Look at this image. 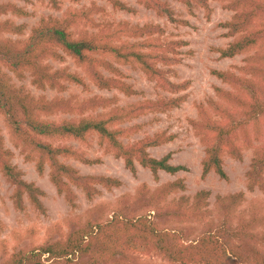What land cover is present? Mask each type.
I'll return each mask as SVG.
<instances>
[{
  "label": "trees",
  "instance_id": "16d2710c",
  "mask_svg": "<svg viewBox=\"0 0 264 264\" xmlns=\"http://www.w3.org/2000/svg\"><path fill=\"white\" fill-rule=\"evenodd\" d=\"M106 1L113 7H123L120 0ZM136 1L171 22L186 24L185 20L175 17L164 0ZM176 1L184 5L195 2L205 8L207 15L210 13L206 0ZM219 1L233 11L231 19L224 23L225 36L232 40L216 50L222 57L248 55L244 64L237 67L238 73L228 69L213 71L228 88L215 87L216 98L207 105H198V118L191 120V126L203 145L202 174L214 171L225 177L223 156L241 159L243 148L252 145L264 124V0ZM100 10V6L92 3L68 8L59 17L42 16L24 39L2 35L22 34L24 25L0 22V115L25 157L35 162L39 172L44 166L48 167L49 180L68 203L75 200L72 186L92 198L100 193L99 187L110 190L122 183L117 177L81 174L66 164L63 158L85 164L98 161L67 144L69 140L86 144L94 136L105 152L123 160L126 169L135 172L137 163L150 170L154 179H158L159 171L174 174L184 168L170 163L169 153L155 157L148 151L172 141L173 133L158 131L135 140L131 138L141 128L134 119L147 113L166 112L184 101L185 95L145 98L119 105L115 96H91L81 100L35 97L24 86L11 82L10 74L17 79L28 75L36 88L63 91L66 83L84 86L88 79L99 89L117 90L130 96L135 90L118 67L128 65L138 68L163 90L173 93L189 86L188 80L169 81L162 68L180 61L174 54L185 41L162 39L165 29L157 23L131 24L123 20L100 25L95 19ZM7 13L29 15L21 6L0 2V15ZM63 56L70 57L84 74L67 67L54 68L48 62L63 59ZM58 113L73 116L60 120L47 118ZM0 172L13 186L11 198L15 208L23 209L24 197H27L36 209L44 211L39 199L42 191L23 180L11 164L1 134ZM247 179L249 188L264 186V143L254 151ZM183 187L179 178L159 184L152 191L142 184L135 196L138 202L144 203L148 213H136L135 203H127L105 220L88 219L82 224L75 221V226L69 227L60 239L44 242L28 251L5 252L0 264H55L60 259L63 264H127L137 251L155 254L163 260L162 264H264V247L251 231L252 223L232 224L233 210L241 199V192L217 196L221 218L214 225L207 209L209 191L199 190L190 199L167 200L169 194ZM162 216L179 222L206 221V227L189 238V233L193 232L169 229L154 220Z\"/></svg>",
  "mask_w": 264,
  "mask_h": 264
},
{
  "label": "rangeland",
  "instance_id": "374dc122",
  "mask_svg": "<svg viewBox=\"0 0 264 264\" xmlns=\"http://www.w3.org/2000/svg\"><path fill=\"white\" fill-rule=\"evenodd\" d=\"M122 8L113 7L106 0H0L12 2L23 7L29 15L16 16L14 14L0 15V22L9 21L14 25H24L23 33H3L12 39H24L30 29L42 16L59 17L68 8H80L92 3L101 7L95 19L100 25H108L118 21L127 20L131 24L146 22L157 23L165 29L162 39L183 40L186 42L178 49L174 57L179 62L163 65L166 77L173 83L188 80L189 86L185 90L169 92L158 87L155 82L148 80L145 75L135 67L118 65L119 70L135 90L134 95H124L117 90H102L97 88L88 79L85 85L66 83L63 91L54 89H39L30 83L27 75L24 79H17L11 75V82L15 86H24L33 96L44 95L48 99L55 96L85 99L91 96H115L117 104L126 105L136 100L145 98L157 99L159 97H177L185 95V100L178 106L166 112L147 113L134 119L133 122L141 124L139 132L131 140L144 135H151L158 131L173 133L174 139L164 145L149 148L150 155L161 157L170 154V163L182 165L184 168L174 174L164 171L158 172V179L147 168L135 163L136 171L131 172L124 167L121 158L107 153L96 143V138H89L88 143L66 141L80 151L87 158L98 159L97 162L85 164L72 158L62 160L74 167L81 174H97L117 177L121 185L110 190L100 188V193L92 198H87L78 187L72 186L75 193L73 203H68L62 194H59L49 180L48 167L44 166L39 172L33 160L27 159L21 146L17 145L11 132L5 126L0 115V134L3 137L4 148L9 152L11 164L21 173L22 179L38 187L43 194L39 196L44 211L36 209L27 197H24V208L17 209L11 198L13 186L0 172V262L5 252L28 251L38 247L44 242H52L64 237L69 227L75 226V221L81 224L88 219L105 220L120 206L135 203L136 213H148L144 203L138 202L135 194L140 185L145 184L149 191L154 190L159 184L176 179H182L184 187L168 195L167 200H176L179 197L192 198L199 190L209 191L206 200L209 210V219L214 225L220 222L221 211L216 203L217 196H226L242 193L241 199L233 210L232 224L251 222L250 229L264 247V186L263 188H249L247 186V171L251 166L256 147L264 143V124L260 126L258 136L252 140V145L244 147L241 159H234L228 155L223 156L225 177H220L214 171L202 174L201 160L204 154L203 145L194 135L191 120L198 118V105H207L215 99V87L228 88L213 71L231 70L238 73L237 67L244 64L248 53H241L233 57H222L216 48L226 47L232 37L225 36L227 31L224 23L232 17L233 11L226 8L219 0H206L210 13L207 15L205 8L193 2L184 5L176 0H164L173 9L176 18L185 20L186 24L171 22L166 17L158 16L152 9H148L136 0H120ZM253 52V51H252ZM251 52V53H252ZM54 68L67 67L70 71L83 75L70 57L48 60ZM71 114H53L50 120L70 118ZM264 185V184H263ZM153 211H150L152 215ZM169 229H178L189 233L193 238L206 227V221L179 222L168 217H154ZM254 221V223H253ZM69 224V226L67 225ZM248 228V227H247ZM249 229V228H248ZM83 261V260H82ZM63 259L55 264H63ZM127 264H162L163 260L153 253L137 251L133 253Z\"/></svg>",
  "mask_w": 264,
  "mask_h": 264
}]
</instances>
